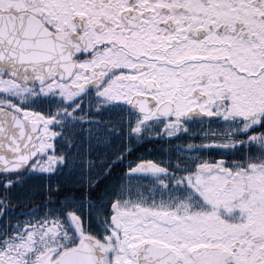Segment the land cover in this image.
<instances>
[{
    "label": "snow or ice",
    "instance_id": "1",
    "mask_svg": "<svg viewBox=\"0 0 264 264\" xmlns=\"http://www.w3.org/2000/svg\"><path fill=\"white\" fill-rule=\"evenodd\" d=\"M0 264H264V0H0Z\"/></svg>",
    "mask_w": 264,
    "mask_h": 264
}]
</instances>
